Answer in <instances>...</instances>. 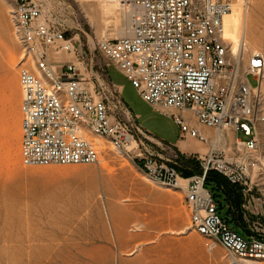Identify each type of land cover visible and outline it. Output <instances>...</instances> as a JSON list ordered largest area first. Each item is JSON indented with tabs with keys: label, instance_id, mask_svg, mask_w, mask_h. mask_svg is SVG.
<instances>
[{
	"label": "built area",
	"instance_id": "built-area-1",
	"mask_svg": "<svg viewBox=\"0 0 264 264\" xmlns=\"http://www.w3.org/2000/svg\"><path fill=\"white\" fill-rule=\"evenodd\" d=\"M133 3L143 13L131 19V34L97 41L105 60L97 71L93 59L76 50L66 27L46 14L39 1H16L10 20L22 51L17 72L21 163L94 165L110 146L158 186L183 192L188 227L206 239L209 250L220 244L231 264L259 262L264 237L256 232L245 236L230 226L204 184L208 172L215 171L243 196L250 191L262 146L264 53L248 50L243 39L234 49L225 35L223 15L231 11L230 0ZM64 52L75 59H54ZM109 65L120 70L141 99L172 116L181 139L208 144L204 156L191 155L200 164L198 174L183 178L177 154L168 155L150 138L123 101L120 86L110 80ZM196 124L229 129L234 139L224 149L216 148ZM257 225L262 226L260 220Z\"/></svg>",
	"mask_w": 264,
	"mask_h": 264
},
{
	"label": "rangeland",
	"instance_id": "rangeland-1",
	"mask_svg": "<svg viewBox=\"0 0 264 264\" xmlns=\"http://www.w3.org/2000/svg\"><path fill=\"white\" fill-rule=\"evenodd\" d=\"M16 1L0 0V264H231L220 244L209 250L206 239L188 227L183 192L158 186L110 146L94 165L27 167L21 163L16 125V120L20 121L17 72L21 47L10 20ZM37 1L46 14H53L66 27L67 38L86 60L93 59L97 71L105 63L97 41L115 38L128 27L122 23L127 20L123 2L119 15L111 11L101 19L97 0ZM241 1L242 8L235 10L239 21L247 15L249 48L264 52V0ZM95 15L101 21L94 19ZM252 25L256 43L251 41ZM62 55L75 59L72 52ZM105 70L120 86L123 101L151 133L150 138L168 155L177 154L182 177L198 174L200 164L191 155L204 156L208 144L181 139L172 116L141 99L114 65ZM248 81L256 84L251 76ZM197 126L216 148L224 149V143L234 139L231 130L218 134L213 128ZM259 130L261 152L250 175V191L242 195L244 207L236 210L232 206L227 216L224 196L212 185L208 188L222 202L221 215L230 226H240L241 230L234 229L245 236L256 232L264 237V225H257L264 217V123ZM238 136L243 138L240 132ZM256 264H264V259Z\"/></svg>",
	"mask_w": 264,
	"mask_h": 264
},
{
	"label": "bare ground",
	"instance_id": "bare-ground-1",
	"mask_svg": "<svg viewBox=\"0 0 264 264\" xmlns=\"http://www.w3.org/2000/svg\"><path fill=\"white\" fill-rule=\"evenodd\" d=\"M109 1L115 2L116 3L115 6H117L118 3H120L118 0H109ZM133 1L134 0L123 1L124 6H125L126 11H127L126 12L125 9H124V12L127 13V15H126L127 16V20L126 21L129 22V25H128L127 30H126V34L127 35H130L131 32H132V22H131V19L137 18V17H139L143 13L142 7L135 5L133 3ZM242 4L243 3H242L241 0H236L235 3H232L231 11L229 13H226V14L223 15V19H224L223 21H224V27H225V35L228 38H230L231 42L233 43L234 49H236V46H238L240 44L241 39H243L244 40V43H245V47L248 50H250V51H252V50L253 51H260V50H256V49L249 48L250 47L249 44H248L249 41L247 40L248 39V35H247V23H248V19H246L247 18V15L245 14L244 19L242 21H239V13H237V10H235V9H237V7H241L242 8ZM134 5L137 6V7H135ZM137 10H138V12H137ZM97 12H98V10H97ZM95 14H98V13H95ZM99 16H101V15H99ZM95 17H96V15L94 16V19H95ZM97 17H96V19H97ZM91 18H93V17L91 16ZM99 19L100 18H98L97 20H99ZM100 21H101V19H100ZM254 33H255L254 32V27L252 25V27L250 29L251 41H253L254 43H256L255 41L257 40L256 39L257 37H256V35ZM237 34H238V37H237V40L235 41V38H236ZM19 58H22V51H21V54L19 55ZM263 77H264V74H263ZM16 121H17L16 122V125H17L18 131H19L20 130V121H18V120H16ZM217 133L218 134H221L222 132L217 131ZM214 142L215 141H213V143ZM180 181H181V184L183 183V185H184V182H187V180H184V179H181V178H180ZM256 263H258V262L253 261V260H245V262H244V264H256Z\"/></svg>",
	"mask_w": 264,
	"mask_h": 264
},
{
	"label": "trees",
	"instance_id": "trees-1",
	"mask_svg": "<svg viewBox=\"0 0 264 264\" xmlns=\"http://www.w3.org/2000/svg\"><path fill=\"white\" fill-rule=\"evenodd\" d=\"M182 174H183V172H182ZM205 179H206V181H205L204 185L211 192L212 195H214V194L208 188L209 185H212L213 189H215L218 194H221L224 196L225 210H227L226 211L227 216L231 213L232 206L236 210H239L241 208V205L243 202V196H242L243 194L240 193V189L237 185L231 184L229 181H227L226 178H223L222 176H220L215 171H209ZM214 197L216 199V195H214ZM216 201L218 203V209L221 211V209H223V204H222V202L218 201L217 199H216ZM225 220H227V219H225ZM235 227H233V228L241 230L240 226L236 225Z\"/></svg>",
	"mask_w": 264,
	"mask_h": 264
},
{
	"label": "crops",
	"instance_id": "crops-1",
	"mask_svg": "<svg viewBox=\"0 0 264 264\" xmlns=\"http://www.w3.org/2000/svg\"><path fill=\"white\" fill-rule=\"evenodd\" d=\"M81 1H90V0H81ZM120 3H118V5L117 6H114L113 4H112V2L111 1H109V0H97V2H98V5H97V8H98V10H99V12L101 13L100 15H101V19L102 18H105L106 17V15H108V12H111V11H113L114 13H116L117 15H119L120 14V9H121V5L123 4L122 2H123V0H118ZM121 4V5H120ZM121 16H124L123 14H121ZM119 17V16H118ZM118 19H120V17L118 18ZM125 22V25L126 26H128L129 25V22H127L126 21V18H124V20H123V22L122 23H124ZM123 26H124V24H122ZM117 34H118V36L117 37H124V35H127L126 34V31H124V32H122V31H119V32H117ZM120 34V35H119ZM60 56H61V58H60ZM59 59H62V58H64L65 56H63L62 54L61 55H59V56H57ZM64 59H66V58H64ZM69 60H73V59H69ZM153 108V107H152ZM154 109V108H153ZM155 110V109H154ZM162 113H165V112H162ZM168 115V114H167ZM200 130V129H199ZM201 131V130H200ZM202 132V131H201ZM202 134L203 135H205L203 132H202ZM233 135H234V133H233ZM197 141H199L198 139H196ZM200 142V141H199ZM202 143V142H201ZM204 144V143H203ZM181 179H183V178H181Z\"/></svg>",
	"mask_w": 264,
	"mask_h": 264
},
{
	"label": "water",
	"instance_id": "water-1",
	"mask_svg": "<svg viewBox=\"0 0 264 264\" xmlns=\"http://www.w3.org/2000/svg\"><path fill=\"white\" fill-rule=\"evenodd\" d=\"M260 223H261L262 225H264V217H262V218L260 219Z\"/></svg>",
	"mask_w": 264,
	"mask_h": 264
}]
</instances>
